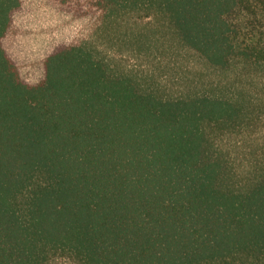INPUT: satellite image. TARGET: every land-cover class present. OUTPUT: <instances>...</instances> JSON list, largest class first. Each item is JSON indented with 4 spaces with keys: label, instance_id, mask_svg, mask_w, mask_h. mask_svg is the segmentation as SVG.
<instances>
[{
    "label": "trees",
    "instance_id": "obj_1",
    "mask_svg": "<svg viewBox=\"0 0 264 264\" xmlns=\"http://www.w3.org/2000/svg\"><path fill=\"white\" fill-rule=\"evenodd\" d=\"M155 14L210 68L264 81V0H0V264H264V99L167 97L66 37L17 53L38 16Z\"/></svg>",
    "mask_w": 264,
    "mask_h": 264
},
{
    "label": "rangeland",
    "instance_id": "obj_2",
    "mask_svg": "<svg viewBox=\"0 0 264 264\" xmlns=\"http://www.w3.org/2000/svg\"><path fill=\"white\" fill-rule=\"evenodd\" d=\"M27 29L17 36V53L20 56L38 58L53 37H66L90 43L116 73L146 81L167 97L193 91L195 86L203 88L211 82H222L223 87L233 88L231 84L246 86L254 97L264 99V81L260 82L259 74L251 82L247 78H240L236 70L225 73L210 68L196 52L177 39L163 15L135 16L107 31L98 30L94 25L47 15L32 19ZM261 136L264 138V128ZM234 142L224 143L229 148ZM233 154V157H238L239 166L244 156L237 152ZM53 264L74 263L60 259Z\"/></svg>",
    "mask_w": 264,
    "mask_h": 264
}]
</instances>
